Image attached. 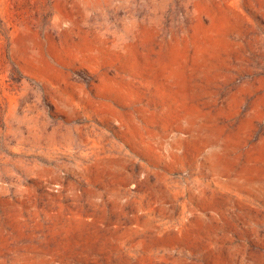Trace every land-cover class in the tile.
<instances>
[{"label":"rangeland","instance_id":"1","mask_svg":"<svg viewBox=\"0 0 264 264\" xmlns=\"http://www.w3.org/2000/svg\"><path fill=\"white\" fill-rule=\"evenodd\" d=\"M0 264H264V0H0Z\"/></svg>","mask_w":264,"mask_h":264}]
</instances>
